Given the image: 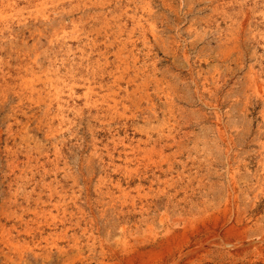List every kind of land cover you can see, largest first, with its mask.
Instances as JSON below:
<instances>
[{"label": "rangeland", "instance_id": "rangeland-1", "mask_svg": "<svg viewBox=\"0 0 264 264\" xmlns=\"http://www.w3.org/2000/svg\"><path fill=\"white\" fill-rule=\"evenodd\" d=\"M0 10V264H264V0Z\"/></svg>", "mask_w": 264, "mask_h": 264}, {"label": "bare ground", "instance_id": "bare-ground-1", "mask_svg": "<svg viewBox=\"0 0 264 264\" xmlns=\"http://www.w3.org/2000/svg\"><path fill=\"white\" fill-rule=\"evenodd\" d=\"M28 1V0H27ZM53 1V0H52ZM31 2V1H30ZM11 3V2H10ZM97 4H98V2H97ZM107 4V3H106ZM6 5H7V3H6ZM58 6V5H57ZM8 8H10V7H8ZM26 8V7H25ZM101 8V7H100ZM107 8V7H106ZM27 9V8H26ZM73 9V8H72ZM71 9V10H72ZM75 9V8H74ZM100 10V9H99ZM102 10H103V8H102ZM1 11V10H0ZM2 12V11H1ZM40 12V11H39ZM100 12V11H99ZM96 13V12H95ZM101 13V12H100ZM9 14V13H8ZM88 14V13H87ZM1 15V14H0ZM3 15V14H2ZM104 15V14H103ZM7 16V15H6ZM9 16V15H8ZM86 16V15H85ZM4 17V16H3ZM12 17V16H11ZM86 17H88V16H86ZM95 17V16H94ZM102 17V16H101ZM100 17V18H101ZM104 17V16H103ZM105 18H106V16H105ZM3 19V18H2ZM104 19V18H103ZM103 19H102V21H103ZM111 19V18H110ZM80 20V19H79ZM93 20V19H92ZM101 20V19H100ZM105 21V23L107 24V20H104ZM1 22V21H0ZM76 23V22H75ZM90 23V22H89ZM105 23H104V25H105ZM110 23H112V22H110ZM91 24V23H90ZM103 26V25H102ZM118 26V25H117ZM103 29V28H102ZM91 30V29H90ZM120 30V29H119ZM65 32V31H64ZM115 32V31H114ZM117 32H118V30H117ZM116 32V33H117ZM104 33V32H103ZM102 33V34H103ZM109 33V32H108ZM107 34V33H106ZM74 69V68H73ZM72 69V70H73ZM70 71V70H69ZM69 73V72H68ZM74 74V73H73ZM56 76V75H55ZM65 77V76H64ZM63 77V78H64ZM71 77V76H70ZM58 78V77H57ZM66 78V77H65ZM67 78H68V76H67ZM72 78V77H71ZM46 79V78H45ZM47 79H48V77H47ZM60 79H61V77H60ZM55 80H57V79H55ZM67 80V79H66ZM26 81V80H25ZM24 81V82H25ZM42 81V80H41ZM62 81V80H61ZM56 83V82H55ZM63 83V82H62ZM64 83H66V82H64ZM58 84V83H57ZM25 85V84H24ZM59 85V84H58ZM57 85V86H58ZM54 86H56V85H54ZM72 86V85H71ZM57 88V87H56ZM34 89H36V88H34ZM69 89H70V87H69ZM60 90V89H59ZM70 91V90H69ZM60 93V92H59ZM58 93V94H59ZM70 93V92H69ZM161 158V157H160ZM227 199V198H226ZM230 201V200H229ZM226 202V201H225ZM224 202V203H225ZM231 205H233V204H231ZM222 210H223V207H222ZM216 217V216H215ZM214 217V218H215ZM234 217V216H233ZM237 217V216H236ZM226 220V219H225ZM229 220V219H228ZM227 220V222H229ZM213 221V220H212ZM238 221V220H237ZM243 221V220H242ZM243 223V222H242ZM217 224V223H216ZM222 224V223H221ZM221 224H219V225H221ZM226 224V223H225ZM234 224V223H233ZM240 224V223H239ZM218 225V226H219ZM230 225V224H229ZM235 225V224H234ZM241 225V224H240ZM232 226V225H231ZM229 227V226H228ZM227 227V228H228ZM225 228V227H224ZM218 229H219V227H216V230H214V231H209L210 233H209V235L207 236V238H206V242H208L209 243V241L211 242V243H216L215 241H216V238H222V240H220V244H222V245H224V248L226 249V251H228V252H230V251H233L234 253L235 252H237L238 253V248H237V245H238V243L239 244H241L240 242H238V243H236L235 241H234V238H237L238 237V235H240V233L238 232V231H236L235 229V227H230V228H228V229H222V231L223 232H221L220 233V231H218ZM261 230V229H260ZM243 231V230H242ZM247 230H245V232H246ZM249 231V230H248ZM254 231V230H253ZM195 232V231H194ZM205 232V231H204ZM207 232V231H206ZM244 232V231H243ZM244 232V233H245ZM256 232V231H255ZM193 234V233H192ZM235 234L237 235V237H235ZM242 234V233H241ZM263 234V233H262ZM243 235V234H242ZM245 236V235H244ZM254 236V235H253ZM262 236V235H261ZM195 237H197V236H195ZM255 237H256V235H255ZM231 238H233V239H231ZM241 238V237H240ZM243 238V237H242ZM250 238V237H249ZM186 239V238H185ZM185 239H184V241H185ZM198 240L200 239V237L199 238H197ZM244 239V238H243ZM242 239V240H243ZM203 240V239H202ZM197 241V240H196ZM237 241V240H236ZM172 242H173V240H172ZM183 242V241H182ZM190 242V241H189ZM202 242V241H201ZM242 242V241H241ZM244 242V241H243ZM249 242V241H248ZM195 243V242H194ZM210 243V244H211ZM259 244V243H258ZM160 245V244H159ZM169 245H170V243H169ZM200 245V244H199ZM219 245V244H218ZM250 245V244H249ZM10 246V245H9ZM191 246V245H190ZM195 246V245H194ZM242 246V245H241ZM264 246V245H263ZM18 247V246H17ZM166 247V246H165ZM223 247V246H222ZM19 248V247H18ZM168 248H170V246L168 247ZM200 248V247H199ZM245 248V247H244ZM262 248V247H261ZM126 250V249H125ZM181 250V249H180ZM191 250V249H190ZM18 251V250H17ZM139 251V250H138ZM200 251V250H199ZM102 252V251H101ZM134 252V251H133ZM178 252V251H177ZM186 251H181L180 252V255L178 256V259H175V260H173L171 263L172 264H175V263H178V262H180L181 260H183L184 259V256H186L187 255V253H190V251L189 252H186ZM195 252V251H194ZM193 252V253H194ZM192 253V252H191ZM196 253V252H195ZM178 254V253H177ZM128 255V254H127ZM133 256H136V255H133ZM132 256V257H133ZM176 256V255H175ZM160 257V256H159ZM191 257V256H190ZM81 258V257H80ZM154 258V257H153ZM161 258V257H160ZM186 258V257H185ZM134 259V258H133ZM104 260V259H103ZM123 260V259H122ZM135 260V259H134ZM171 260V259H170ZM145 261V260H144ZM102 262H104V261H102ZM118 262V261H117ZM116 262V263H117ZM120 262V261H119ZM124 262V261H123ZM130 262H131V260H130ZM106 263V262H105ZM134 263V262H133ZM159 263V262H158ZM167 263V262H166ZM183 263V262H182ZM132 264V263H131ZM160 264H165V263H160ZM179 264V263H178Z\"/></svg>", "mask_w": 264, "mask_h": 264}]
</instances>
